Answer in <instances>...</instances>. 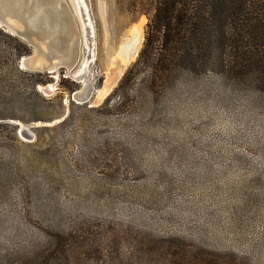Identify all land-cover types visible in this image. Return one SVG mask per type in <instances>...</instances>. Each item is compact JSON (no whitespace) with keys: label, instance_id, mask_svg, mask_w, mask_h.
Returning a JSON list of instances; mask_svg holds the SVG:
<instances>
[{"label":"rangeland","instance_id":"374dc122","mask_svg":"<svg viewBox=\"0 0 264 264\" xmlns=\"http://www.w3.org/2000/svg\"><path fill=\"white\" fill-rule=\"evenodd\" d=\"M65 2L71 70L23 67L35 49L0 26V264L61 235L75 264H182L202 250L264 264V95L187 72L152 89L135 64L154 0ZM137 28L133 59L96 100ZM87 83L90 99L72 98Z\"/></svg>","mask_w":264,"mask_h":264},{"label":"trees","instance_id":"16d2710c","mask_svg":"<svg viewBox=\"0 0 264 264\" xmlns=\"http://www.w3.org/2000/svg\"><path fill=\"white\" fill-rule=\"evenodd\" d=\"M23 45L19 55L30 54ZM136 67L150 86L180 73L216 74L264 95V0H154ZM68 238L56 236L25 264H75ZM187 257V256H186ZM182 264H236L217 251H199Z\"/></svg>","mask_w":264,"mask_h":264},{"label":"bare ground","instance_id":"6f19581e","mask_svg":"<svg viewBox=\"0 0 264 264\" xmlns=\"http://www.w3.org/2000/svg\"><path fill=\"white\" fill-rule=\"evenodd\" d=\"M46 4L47 1L45 0H37V14L30 18L29 25L39 31V41H37L39 55L32 60L33 62L51 61L52 67L50 68L55 69V71L60 66H66L68 70H71L79 58L77 34L75 35L72 29L71 19L68 18V14L65 11L66 6L62 0H48V5L46 6ZM7 26L10 28L13 25ZM13 28L15 27L13 26ZM8 30L10 31V29ZM131 41V45L124 46V58L112 61L113 68L108 72L107 80L96 100L106 97L111 92L125 67L133 59L137 45L140 42L138 28L136 36ZM38 42L42 43L41 46ZM23 62L24 65L31 68V59L23 57ZM45 89L52 91L53 85L49 84ZM90 91V84L87 83L82 90L75 92L73 97L79 101H88L90 99Z\"/></svg>","mask_w":264,"mask_h":264},{"label":"water","instance_id":"95a60500","mask_svg":"<svg viewBox=\"0 0 264 264\" xmlns=\"http://www.w3.org/2000/svg\"><path fill=\"white\" fill-rule=\"evenodd\" d=\"M46 6L48 5V0ZM63 4L66 6V12L68 14V18L71 19L72 29H74V20L71 14V10L68 9L65 0H62ZM37 0H0V26H3L5 29H10L12 34L18 35L22 39H24L30 46H32L35 51V57L28 56L31 59V68L24 65L23 59L21 64L23 67L36 70V71H46L47 73H53L55 69H51L52 63L51 61H34L32 59L36 58L39 55V51L37 50L38 45L37 41H39V31L38 29H33L30 25V18L37 14ZM70 14V15H69ZM13 25L8 28L7 25ZM12 27V28H11ZM77 38L79 39L78 35ZM39 58V57H38ZM73 98V95H72ZM26 127H21L19 129L20 135H28Z\"/></svg>","mask_w":264,"mask_h":264},{"label":"built area","instance_id":"2783aa9c","mask_svg":"<svg viewBox=\"0 0 264 264\" xmlns=\"http://www.w3.org/2000/svg\"><path fill=\"white\" fill-rule=\"evenodd\" d=\"M101 73H99V72H94V73H92L91 74V77L89 78V80H91L90 82L92 83V85H95L96 84V81H97V79H98V77H99V75H100ZM101 76V75H100ZM96 91V90H95Z\"/></svg>","mask_w":264,"mask_h":264}]
</instances>
